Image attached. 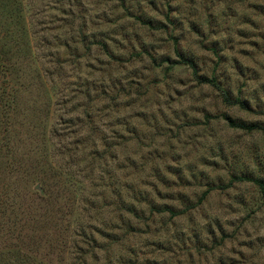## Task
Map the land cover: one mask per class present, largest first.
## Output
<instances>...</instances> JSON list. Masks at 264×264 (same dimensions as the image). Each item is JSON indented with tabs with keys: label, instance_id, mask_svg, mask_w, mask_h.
Instances as JSON below:
<instances>
[{
	"label": "rangeland",
	"instance_id": "1",
	"mask_svg": "<svg viewBox=\"0 0 264 264\" xmlns=\"http://www.w3.org/2000/svg\"><path fill=\"white\" fill-rule=\"evenodd\" d=\"M257 182L264 0H0V264H264Z\"/></svg>",
	"mask_w": 264,
	"mask_h": 264
},
{
	"label": "trees",
	"instance_id": "2",
	"mask_svg": "<svg viewBox=\"0 0 264 264\" xmlns=\"http://www.w3.org/2000/svg\"><path fill=\"white\" fill-rule=\"evenodd\" d=\"M145 24L149 25L150 27H152V24L149 22V23H146L144 22ZM179 53V56L181 58L184 59V57L181 55L180 52ZM186 62V61H185ZM190 63V62H189ZM191 65V63H190ZM198 80L200 83L202 84H210L212 86H215L217 87L218 89H220L221 91H223V97H224V102L230 106H240L242 109H245V110H249V106L247 104V102H245L244 100L240 99V98H233L230 93L227 91V90H224L218 83V81L216 80V78H204V77H198ZM228 121H229V124L231 127H234V128H239V129H243V130H247V131H253L256 126L255 125H248V124H243V123H237L233 120H230L228 118ZM260 184L262 190H263V193H264V184H262L261 182H257ZM169 212L171 210H168ZM172 212V211H171Z\"/></svg>",
	"mask_w": 264,
	"mask_h": 264
}]
</instances>
